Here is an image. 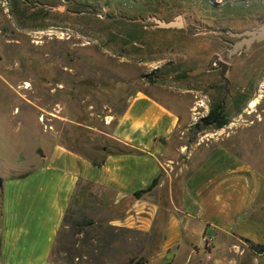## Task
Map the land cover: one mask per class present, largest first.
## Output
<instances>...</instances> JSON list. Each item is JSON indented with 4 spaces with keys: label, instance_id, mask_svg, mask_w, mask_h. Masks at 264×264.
Instances as JSON below:
<instances>
[{
    "label": "rangeland",
    "instance_id": "obj_1",
    "mask_svg": "<svg viewBox=\"0 0 264 264\" xmlns=\"http://www.w3.org/2000/svg\"><path fill=\"white\" fill-rule=\"evenodd\" d=\"M178 16L181 29L153 21ZM261 26L264 0H0L1 180L29 173L56 144L95 162L105 151L124 150L112 136L137 92L181 115L187 130L176 135L179 145L222 139L264 172V41L231 54L241 40L231 32ZM217 54L229 64L227 89L214 70ZM222 102L230 123L196 132ZM85 189L51 264H264L225 233L203 241L190 260L154 263L142 256L153 246L150 235L108 226Z\"/></svg>",
    "mask_w": 264,
    "mask_h": 264
},
{
    "label": "crops",
    "instance_id": "obj_2",
    "mask_svg": "<svg viewBox=\"0 0 264 264\" xmlns=\"http://www.w3.org/2000/svg\"><path fill=\"white\" fill-rule=\"evenodd\" d=\"M185 130L169 102L137 92L112 136L135 152L105 151L95 162L56 144L32 171L2 181L0 264H51L83 186L108 226L150 235L142 256L154 263L190 260L217 233L263 245L264 172L222 139L179 145Z\"/></svg>",
    "mask_w": 264,
    "mask_h": 264
},
{
    "label": "water",
    "instance_id": "obj_3",
    "mask_svg": "<svg viewBox=\"0 0 264 264\" xmlns=\"http://www.w3.org/2000/svg\"><path fill=\"white\" fill-rule=\"evenodd\" d=\"M153 21H155L156 26L159 28H165V29H172V28H178L181 29L184 26V22L182 20L181 16H178L176 20L174 21H164L160 20L158 18H154ZM231 35L234 37L241 38L238 42L235 43L231 54L234 52H237L239 49L246 47L249 48L254 42H261L264 41V26H261L257 30H247L242 33H233L231 32ZM214 63L216 67L214 70H220V77L225 82V89H227L229 85V79L227 78V73L229 69L228 62L221 59L220 55L214 56ZM0 187H2V180L0 178Z\"/></svg>",
    "mask_w": 264,
    "mask_h": 264
},
{
    "label": "trees",
    "instance_id": "obj_4",
    "mask_svg": "<svg viewBox=\"0 0 264 264\" xmlns=\"http://www.w3.org/2000/svg\"><path fill=\"white\" fill-rule=\"evenodd\" d=\"M230 123L228 119V115L225 112L224 104L218 103L215 107L210 108L209 114L200 120V123L195 127L196 132H204L207 131L208 128L213 127L215 130H221L225 126ZM124 152L133 153L134 150L128 149L127 147H123ZM157 180L154 181V184ZM67 216L64 219V224L66 223ZM246 242L252 251L256 252L257 254L264 257V244L263 245H256L252 243L250 240L242 239Z\"/></svg>",
    "mask_w": 264,
    "mask_h": 264
},
{
    "label": "built area",
    "instance_id": "obj_5",
    "mask_svg": "<svg viewBox=\"0 0 264 264\" xmlns=\"http://www.w3.org/2000/svg\"><path fill=\"white\" fill-rule=\"evenodd\" d=\"M203 241L205 242V244H211L212 243V239L208 238V237H206V238L204 237Z\"/></svg>",
    "mask_w": 264,
    "mask_h": 264
},
{
    "label": "bare ground",
    "instance_id": "obj_6",
    "mask_svg": "<svg viewBox=\"0 0 264 264\" xmlns=\"http://www.w3.org/2000/svg\"><path fill=\"white\" fill-rule=\"evenodd\" d=\"M29 86H30L29 84H26V88L29 87ZM256 105H257V101L254 100V101L251 102V105L250 106L251 107H255Z\"/></svg>",
    "mask_w": 264,
    "mask_h": 264
}]
</instances>
